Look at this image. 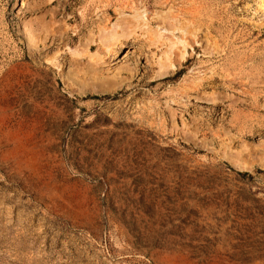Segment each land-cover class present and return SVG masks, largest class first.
I'll list each match as a JSON object with an SVG mask.
<instances>
[{"label":"rangeland","instance_id":"rangeland-1","mask_svg":"<svg viewBox=\"0 0 264 264\" xmlns=\"http://www.w3.org/2000/svg\"><path fill=\"white\" fill-rule=\"evenodd\" d=\"M255 3L0 0V264H264Z\"/></svg>","mask_w":264,"mask_h":264},{"label":"bare ground","instance_id":"bare-ground-1","mask_svg":"<svg viewBox=\"0 0 264 264\" xmlns=\"http://www.w3.org/2000/svg\"><path fill=\"white\" fill-rule=\"evenodd\" d=\"M262 3V4H261ZM255 6L257 7V9L258 10H261L262 8H264V0H256V3H255ZM260 6H261V8H260ZM139 19H137V20H139V22L137 23V26L140 28V27H143V28H147L146 26H148V24H147V21L143 18V17H138ZM164 22H167V21H164L163 20V22H161V24L163 23V24H165ZM168 24V26H169V22H167ZM163 24H162V27H159V29L160 28H162V30H164V33H166V35L164 36L165 38L163 39V40H160L158 43H156L155 44V47L154 48H156V46H162V48H165V51H164V49H163V51L165 52V53H159V54H165L164 55V57H162V55H157L155 52H151L150 50H148V51H150V53H151V58L152 59H154V61L152 60L151 62L153 63H156L157 65H159L160 67H161V64L163 63V62H167V67H169V68H171V70H175L177 67H176V60H177V56L181 59V60H183V61H185L186 60V58H187V44H186V42L184 41V42H182V41H180L179 42V48L181 47V49H177L179 52L177 53L176 51H174V49H176V47H177V41L178 40H175L176 41V43H175V41H173L174 39H175V37H174V34L175 33H177V28L176 29H171V24H170V27H167V29L166 28H164L165 26H163ZM173 24V23H172ZM176 24V23H175ZM134 25V24H133ZM178 25V24H177ZM30 26V25H29ZM134 27V26H133ZM174 27V26H173ZM172 27V28H173ZM149 28V27H148ZM161 30V31H162ZM179 30H182V28L181 29H178V31ZM157 31V30H156ZM158 32V31H157ZM181 32H183V31H181ZM180 32V33H181ZM156 33V32H155ZM161 33V32H160ZM163 33V32H162ZM23 34L25 35V37H26V39H27V43L29 44V46H30V48L31 49H33V48H35L36 47V45L38 44V42H40L41 43V41H43V40H45L46 39V42L49 40H47V35H46V37L43 39V36L42 35H39V36H34L33 34H32V31H31V29H30V27H28V26H24L23 27ZM36 34V33H35ZM45 34V33H44ZM48 34V33H47ZM158 34H159V32H158ZM141 35V34H140ZM143 35V34H142ZM155 35V34H154ZM153 35V36H154ZM164 35V34H163ZM163 35H160V36H162L163 37ZM41 36H42V38H41ZM45 36V35H44ZM155 36H157V34L155 35ZM154 36V37H155ZM159 36V37H160ZM176 36H177V34H176ZM158 37V38H159ZM174 37V38H173ZM157 38V37H156ZM156 39V40H159V39ZM161 39V38H160ZM146 41H148V39L146 38ZM146 41H145V43H146ZM45 42V43H46ZM50 42V41H49ZM149 42V41H148ZM119 43V42H118ZM117 43V44H118ZM154 43V42H153ZM188 43H190V42H188ZM150 44H151V42H150ZM149 44V45H150ZM175 44H176V47L174 48V46H175ZM44 45V44H43ZM120 45V44H119ZM143 45V44H142ZM152 45V44H151ZM193 45V44H192ZM153 46V45H152ZM152 46H149L147 49H149L150 47V49H152ZM191 46V45H190ZM109 48V47H108ZM37 49V48H36ZM39 49V48H38ZM43 49V48H42ZM46 49V48H45ZM141 49H142V47H141ZM157 49V48H156ZM194 50V49H193ZM60 51L61 50H59V55H60ZM68 51V50H67ZM144 51V50H143ZM154 51V50H153ZM156 51V50H155ZM64 52H65V50H64ZM64 52H61V54L62 53H64ZM150 53H149V55H150ZM37 54H39V53H37ZM137 54H140L139 52L137 53ZM57 55V54H56ZM56 55H55V57H56ZM128 55V54H127ZM141 55V54H140ZM140 55H139V58H140ZM58 56V55H57ZM61 56V55H60ZM146 56H148L147 54H146ZM53 58H54V56H53ZM52 58V59H53ZM136 58V57H135ZM141 58H143V57H141ZM52 59L50 60V61H52ZM55 59H57V58H55ZM147 59H148V57H147ZM141 60V59H140ZM149 60V59H148ZM165 60V61H164ZM58 61V59L56 60V62ZM136 61V60H135ZM146 61V60H145ZM76 62V61H75ZM137 62V61H136ZM141 62H142V60H141ZM151 62H150V64H151ZM146 63V62H145ZM54 64H57V63H54ZM107 64V63H106ZM109 64V63H108ZM107 64V66H109ZM155 64V65H156ZM139 64L137 63V65H135V66H138ZM141 65V64H140ZM152 65V64H151ZM151 65H150V68H151ZM54 66H56V65H54ZM103 66H104V64H103ZM107 66H105V67H107ZM120 66V65H119ZM100 68V67H99ZM146 69V68H145ZM101 70H103V69H101ZM109 71H110V69H108ZM135 70H136V72H137V68H135ZM104 71V70H103ZM176 71V70H175ZM117 72H118V70L115 72L116 73V75H117ZM119 73V72H118ZM133 73V72H132ZM165 73V72H164ZM120 74V73H119ZM166 74V73H165ZM164 74V75H165ZM168 74V73H167ZM115 75V74H114ZM136 75V74H135ZM134 74H133V76H135ZM141 75V74H140ZM138 76V75H137ZM143 76V75H142ZM153 76H155V77H153ZM153 76H152V80L154 81V80H156V79H158V78H156L157 76H161V71H156V72H154V74H153ZM166 76V75H165ZM169 77V76H168ZM144 78V77H143ZM142 78V79H143ZM156 78V79H155ZM146 79V78H145ZM103 85V84H102ZM209 85V84H208ZM86 86V85H85ZM91 87V86H90ZM107 88H109V87H107ZM259 94V93H258ZM264 94V93H263ZM220 99V98H219ZM257 99V98H256ZM223 100V99H222ZM245 100V99H244ZM247 100V99H246ZM210 101H212V100H210ZM218 102V101H217ZM219 103V102H218ZM251 103V102H250ZM256 105V104H255ZM262 107H264V106H262ZM258 110V109H257ZM221 113V112H220ZM223 113H224V111H223ZM233 138V137H232ZM231 138V139H232ZM234 139H236V138H234ZM240 142V141H239ZM234 143H235V141H234ZM248 145V144H247ZM244 146V145H243ZM254 146V145H253ZM233 147V146H232ZM231 147V148H232ZM242 147V146H241ZM256 148H257V146H255ZM246 148V147H245ZM244 148V149H245ZM249 148V147H248ZM255 148V149H256ZM259 148V147H258ZM257 148V149H258ZM251 149V148H250ZM247 150V149H246ZM245 150V151H246ZM247 151H249V149L247 150ZM246 151V152H247ZM238 153H240V152H238ZM249 153H251V151L249 152ZM252 153L254 154V156L256 157L257 156V153H256V150H253L252 151ZM251 153V154H252ZM261 153V152H260ZM248 154V153H247ZM250 154V155H251ZM252 154V155H253ZM262 155H263V157H261L260 155H259V157H256L253 161L254 162H256L255 160H259V161H261V160H263V158H264V154L262 153ZM258 161V162H259ZM262 162V161H261ZM243 163V162H242ZM240 164V163H239Z\"/></svg>","mask_w":264,"mask_h":264}]
</instances>
